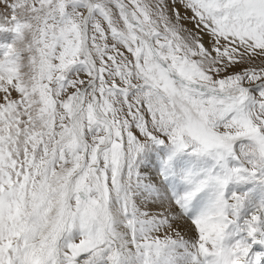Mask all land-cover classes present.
Wrapping results in <instances>:
<instances>
[{
  "label": "snow or ice",
  "instance_id": "obj_1",
  "mask_svg": "<svg viewBox=\"0 0 264 264\" xmlns=\"http://www.w3.org/2000/svg\"><path fill=\"white\" fill-rule=\"evenodd\" d=\"M0 264H264V0H0Z\"/></svg>",
  "mask_w": 264,
  "mask_h": 264
},
{
  "label": "rangeland",
  "instance_id": "obj_2",
  "mask_svg": "<svg viewBox=\"0 0 264 264\" xmlns=\"http://www.w3.org/2000/svg\"><path fill=\"white\" fill-rule=\"evenodd\" d=\"M190 15V14H189ZM189 27H191V25H189Z\"/></svg>",
  "mask_w": 264,
  "mask_h": 264
}]
</instances>
